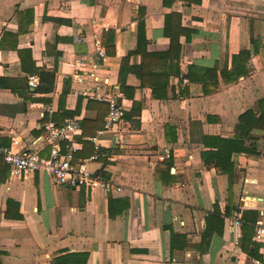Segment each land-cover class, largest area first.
Listing matches in <instances>:
<instances>
[{
  "label": "crops",
  "instance_id": "0c3cea01",
  "mask_svg": "<svg viewBox=\"0 0 264 264\" xmlns=\"http://www.w3.org/2000/svg\"><path fill=\"white\" fill-rule=\"evenodd\" d=\"M164 1L0 0V145L48 156L43 124L50 118L64 123L69 118L63 112L75 111L72 119L81 125L95 117L89 100L72 93L80 87L71 75L77 57L108 79L125 113L134 100L141 106L101 137L106 153L98 160H89L92 134L82 128L73 137L79 143L74 162L111 182L109 191L61 185L44 171L12 178L0 155V264H55L67 254L81 255L66 264H264V235L258 237L264 228V132L251 133L257 153L232 154L238 170L232 196L228 174L203 156L204 136L236 135L240 115L257 111L264 98V0ZM171 12L190 33V39L180 37L181 75L171 76L166 99H156L137 74L143 56L132 54L124 80L135 89L134 99L126 97L120 82L140 26L149 52L167 51ZM98 30L103 42L109 30L116 32L107 61L94 47ZM5 34L17 35L18 48L31 49L36 66L55 70L53 91L27 87L30 73L14 39L3 41ZM229 203L238 210L224 218L223 232L205 237L208 214L216 206L224 213ZM246 210L259 213L246 247L257 243L261 259L243 249V225L235 226L236 211L242 218Z\"/></svg>",
  "mask_w": 264,
  "mask_h": 264
},
{
  "label": "trees",
  "instance_id": "16d2710c",
  "mask_svg": "<svg viewBox=\"0 0 264 264\" xmlns=\"http://www.w3.org/2000/svg\"><path fill=\"white\" fill-rule=\"evenodd\" d=\"M175 1V0H171ZM191 1V0H188ZM165 4H169V1L165 0ZM31 10H27L26 13ZM181 15L178 13H169L166 15L165 23V35L170 38V47L167 51L162 52H149L147 50L148 40L145 36L144 26H140L138 34V46L137 49L131 51L125 57V67H123V78L120 82V91L126 96L134 99L135 89L126 84L124 76L127 72L126 67L129 61V57L132 54H141L143 56V62L137 70L138 77L141 80L143 87H149L152 90V95L156 99H166L167 98V88L170 84V78L172 75H181V70L179 67V59L181 56V35H186L187 39H190L189 31L181 25ZM115 30H109L108 36L109 41L103 42V45L106 48L107 53H114L115 47ZM13 40L12 47L18 50L19 56L21 58V63L24 71L29 72L30 74H36L39 77L40 84L35 88V92H50L53 91L56 85V72L55 70H47L43 67H38L32 61V51L30 48H18L17 45V35L15 34H5L3 36V41L8 39L9 41ZM245 51L241 52L243 54ZM238 56H234L236 60ZM127 62V63H126ZM170 65H168V63ZM161 64V65H160ZM162 66V67H159ZM211 71H216L212 69ZM216 73V72H215ZM229 75L233 76V73ZM3 81V79H1ZM27 87H30L28 85ZM205 83V82H204ZM206 85V84H205ZM207 90V86H205ZM208 91V90H207ZM131 92V93H130ZM87 107L90 110L96 111V115L93 118H84L82 120V128L84 129L85 134L95 135L97 131L101 130L105 126V118L109 110L108 103L101 102L93 99H89ZM140 104L134 100V105L130 113H125L123 111L122 118L131 119L134 115V112L138 109L140 110ZM258 112V113H257ZM76 114L75 111H64V118L72 119ZM58 125L63 123H57ZM263 131L264 132V98L260 99L257 104V111L255 109H248L246 112L240 115L239 117V132L231 137H222V136H204V143L207 146L208 151L204 153V161L208 166H214L221 173H226L229 176V192L232 196V184L233 178L236 173H238L237 168L235 167L232 161V154L237 153H257L256 141L257 139L251 135L253 131ZM90 135V136H92ZM103 150V155H105ZM111 202V200H110ZM235 210H238L237 207L232 206V203H229L226 207V210L221 212L218 206L208 214L207 225L204 232L205 237L211 238L214 230H217V233L223 232L224 227V218L229 215H233ZM111 216L112 211L110 213ZM259 218V213L253 210H246L242 215V225H243V243L242 247L245 249L249 255L261 259L258 255V244L253 242L251 247H246L247 237H252L255 229V224ZM251 243V242H250ZM77 255L81 254H67L60 258L55 264H66V260L75 258ZM83 258L87 254H82ZM85 263V259L83 261Z\"/></svg>",
  "mask_w": 264,
  "mask_h": 264
},
{
  "label": "built area",
  "instance_id": "2783aa9c",
  "mask_svg": "<svg viewBox=\"0 0 264 264\" xmlns=\"http://www.w3.org/2000/svg\"><path fill=\"white\" fill-rule=\"evenodd\" d=\"M77 41L82 37L77 36ZM94 47L98 57L107 61L108 54L102 42V30H98L93 35ZM86 62L83 58L77 57L72 63V79L80 87H74L72 93L85 99H93L108 103L109 110L105 118L103 129L90 137L94 144V153L89 160H98L103 155L101 137L107 132L113 130L122 120L123 109L119 104L120 94L109 85L108 79H101L93 70L85 68ZM28 85L35 89L39 86V77L36 74H30L27 77ZM50 111V109H48ZM45 135L43 140L50 145L48 156L39 155L38 151L33 149H24L18 151L12 146L0 145V155L4 162L9 166V174L12 178H22L28 173L34 174L38 171H44L61 185L70 187H86L87 189L100 188L109 191L112 183L101 179L99 175L88 170L85 162L75 163V152L78 144L74 140V135L82 130L77 119H68L63 124L58 125L51 118L43 124ZM15 142V138H12ZM68 141L65 149L62 147L63 141ZM121 190L120 187L117 188ZM235 226L242 224L241 214L236 211ZM264 228L259 229L258 237H263Z\"/></svg>",
  "mask_w": 264,
  "mask_h": 264
}]
</instances>
